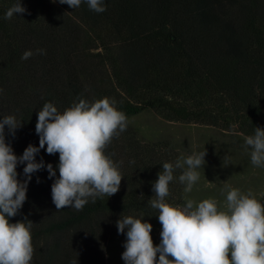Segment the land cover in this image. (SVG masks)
<instances>
[{
	"label": "trees",
	"instance_id": "trees-1",
	"mask_svg": "<svg viewBox=\"0 0 264 264\" xmlns=\"http://www.w3.org/2000/svg\"><path fill=\"white\" fill-rule=\"evenodd\" d=\"M15 2L0 0V119L14 115L22 122L14 138L5 126L6 143L16 156L29 144L39 146L35 124L44 103L62 113L78 98L101 99L91 73L90 79H79L83 30L84 43L102 49L96 56L117 91L115 107L125 115L148 108L168 120L243 136L264 128V0H104L107 10L99 14L85 0L74 9L58 0H20L26 12L4 19ZM33 11L42 21L38 28L30 23ZM37 48L46 54L21 59ZM11 61L24 68L26 81L4 78ZM129 134L126 128L105 148L119 164L118 192L95 202L90 198L82 210H57L48 172L32 174L26 201L9 218L33 223L30 264H102L104 241L124 235L116 228L120 217L157 219L159 212L149 203L152 184L163 163L174 164L175 158L159 143L140 144ZM41 158L54 169L59 162L58 153L43 149L36 161ZM23 167L16 168L21 181ZM179 175L175 170L165 198L171 205L179 198Z\"/></svg>",
	"mask_w": 264,
	"mask_h": 264
},
{
	"label": "clouds",
	"instance_id": "clouds-1",
	"mask_svg": "<svg viewBox=\"0 0 264 264\" xmlns=\"http://www.w3.org/2000/svg\"><path fill=\"white\" fill-rule=\"evenodd\" d=\"M58 2L74 9L82 0ZM85 2L98 14L107 10L104 0ZM25 12L26 8L16 0L4 19ZM45 54L46 50L40 48L26 50L21 59ZM115 104L108 97L92 102L78 98V102L74 101L61 113L53 103H44L35 124L39 146L29 144L19 157L11 144L6 143L5 126L14 138L22 122L14 115L0 119V264H30L32 260L33 223L26 217L22 222H9L26 201L32 174L48 172V179L53 180L52 203L57 210L72 207L79 211L90 198L95 202L98 197H110L118 192L123 179L119 164L105 154L113 137L127 127L126 115ZM244 147L245 151L251 149V163L264 167V128L255 127L254 135L245 136ZM42 149L48 155L58 153L55 169L52 164H45L43 158L36 161ZM205 156V150L182 155L174 164L163 163V170L157 173L152 184L154 197L149 203L159 212L156 216L162 226L159 245L154 246L150 235L152 225L142 222L144 217L124 216L116 221L118 234L126 237L121 255L124 264H264V204L251 190L244 193L226 184L222 190L226 191L223 210L213 198L198 203L187 199L183 205L175 206L166 202L174 171L182 170L179 182L185 185L184 192L190 193L200 179L199 169L205 165ZM18 165H24L23 181L17 179Z\"/></svg>",
	"mask_w": 264,
	"mask_h": 264
},
{
	"label": "rangeland",
	"instance_id": "rangeland-1",
	"mask_svg": "<svg viewBox=\"0 0 264 264\" xmlns=\"http://www.w3.org/2000/svg\"><path fill=\"white\" fill-rule=\"evenodd\" d=\"M30 23L36 28L42 26L37 11L35 13L33 11L30 16ZM86 35V30L80 34L79 49L82 50L81 55L84 56L81 57L83 66L81 74L84 76H80L79 79L81 81L86 78L90 79V76L87 77V75L91 73L94 76L100 98L114 99L117 91L108 78L103 64L96 56L102 49L91 48V45L84 43ZM8 64L10 67L3 69L4 78L6 76L9 79L25 80L27 78L28 74L24 73L25 70L19 62L16 65L13 61ZM126 117V128L130 130L128 136L140 144L159 143L162 146L161 150H165L169 156L175 158V161L182 155L187 156L192 152L206 151L205 165L199 169L200 179L190 193H185V185L179 182L180 186L178 185L177 191L179 198L173 206L183 205L187 199L198 203L204 199L213 198L218 201V207L223 210L226 204V191L222 190L225 189L226 184L238 188L244 193L251 190L255 197L264 204V167H256L251 163V149L245 151L244 147L245 136L208 125L168 120L148 108L135 114L126 115ZM225 157H230V159L225 160ZM142 217H144L142 222L152 225L150 235L154 246L159 245L162 226L158 219L140 214L139 218ZM125 240L126 237L123 235L114 236L104 241L102 264H124L121 255L125 250L122 246Z\"/></svg>",
	"mask_w": 264,
	"mask_h": 264
}]
</instances>
